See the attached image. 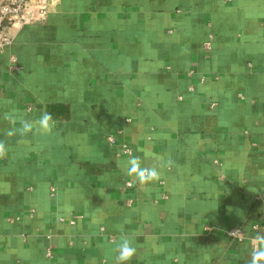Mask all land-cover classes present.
<instances>
[{
  "label": "crops",
  "instance_id": "obj_1",
  "mask_svg": "<svg viewBox=\"0 0 264 264\" xmlns=\"http://www.w3.org/2000/svg\"><path fill=\"white\" fill-rule=\"evenodd\" d=\"M46 2L0 52V264H115L121 237L130 264H248L264 214V0ZM44 111L50 133L4 134ZM132 157L160 179L128 175Z\"/></svg>",
  "mask_w": 264,
  "mask_h": 264
},
{
  "label": "clouds",
  "instance_id": "obj_2",
  "mask_svg": "<svg viewBox=\"0 0 264 264\" xmlns=\"http://www.w3.org/2000/svg\"><path fill=\"white\" fill-rule=\"evenodd\" d=\"M4 119L12 123H16L17 117L14 113H6ZM20 127H10L5 131L8 137L16 136L17 134L22 138L19 143H23V138L27 134L33 132L35 128L42 134L50 133L54 126L52 114L44 111L41 116L36 120H28L21 118L19 120ZM7 154V147L4 141L0 140V159L4 158ZM128 168L127 174L133 176L136 181L141 185L155 182L160 179V172L156 166L142 167L139 157H132L127 161ZM238 230L234 231L236 233ZM252 249L250 252V259L248 264H264V233H258L252 238ZM117 255L115 257V264H130L132 258L136 255L137 249L132 246L127 237H121V242L118 245Z\"/></svg>",
  "mask_w": 264,
  "mask_h": 264
},
{
  "label": "built area",
  "instance_id": "obj_3",
  "mask_svg": "<svg viewBox=\"0 0 264 264\" xmlns=\"http://www.w3.org/2000/svg\"><path fill=\"white\" fill-rule=\"evenodd\" d=\"M47 14L46 0H0V52H2L6 46L11 44L12 29L16 24L42 22L46 19ZM203 47L205 49H210V42H205ZM9 69L11 72L19 71V66L16 64L14 56L10 57ZM189 89L191 90L190 86ZM108 140L112 142L114 136H109ZM123 152L129 153V149L124 146ZM126 185L129 186L130 184L126 183ZM71 222L74 221L71 220ZM236 230L238 231L233 233ZM252 231L257 234L264 233V214L259 223L252 225ZM227 233L229 237L238 242L250 239V235L240 226L230 227L227 230ZM252 238L253 237H251V241Z\"/></svg>",
  "mask_w": 264,
  "mask_h": 264
}]
</instances>
